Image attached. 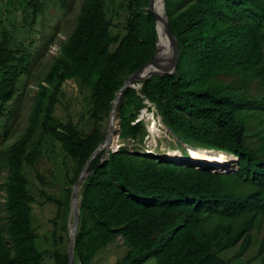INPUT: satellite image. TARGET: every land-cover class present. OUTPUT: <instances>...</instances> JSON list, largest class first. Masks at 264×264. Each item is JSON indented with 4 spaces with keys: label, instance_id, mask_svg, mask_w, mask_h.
<instances>
[{
    "label": "trees",
    "instance_id": "1",
    "mask_svg": "<svg viewBox=\"0 0 264 264\" xmlns=\"http://www.w3.org/2000/svg\"><path fill=\"white\" fill-rule=\"evenodd\" d=\"M150 4L83 1L74 29L38 84L25 132L0 152V264H69L59 226L64 220L63 231L69 233L73 187L106 139L101 125L117 94L155 57L158 33ZM23 5L31 40L18 41L0 28V127L11 120L12 103L30 76L51 10L67 12L69 0H24ZM166 14L180 50L177 70L153 76L140 92H125L119 138L144 143L148 133L138 117L155 108L185 157L223 152L238 161L234 167L199 169L127 147L109 151L105 161L101 152L79 194L74 264H93L118 239L129 251L117 264H231L221 255L238 247L235 259L243 258L255 231L263 229L264 0H166ZM74 81L90 93L88 110L79 116L93 120L91 133L72 116L56 114L63 86ZM58 146L74 170L70 175L68 169L64 198L49 197L59 209L55 245L42 251L33 225L30 174L45 183L38 165ZM257 258L264 264V236Z\"/></svg>",
    "mask_w": 264,
    "mask_h": 264
},
{
    "label": "rangeland",
    "instance_id": "2",
    "mask_svg": "<svg viewBox=\"0 0 264 264\" xmlns=\"http://www.w3.org/2000/svg\"><path fill=\"white\" fill-rule=\"evenodd\" d=\"M83 1L84 0H69L67 12L60 13L59 10H51V14L48 16L46 22L48 29L43 34L42 41L36 47V54L30 67V76L27 78L25 85L20 89L19 97L12 103L14 113L11 116V120L6 127L4 123L0 127V152L5 151L25 132L29 124V116L32 110L34 97L39 92L38 84L43 81L45 75L49 72L54 57L60 53L61 43L68 38L74 29L77 17L81 12ZM23 2L24 0H0V28H5L13 32L18 41H30L31 37L26 34L27 29L25 27ZM141 89L137 91L140 92ZM89 94V91L81 87L78 81L67 82L63 86L62 93L59 97L60 102L56 110V114L59 117L68 119L72 116L76 120V123H82L87 133H91L94 129L93 120L88 115L82 120L79 114L87 112V97ZM117 107L119 114L121 104L117 105ZM138 118L145 123L148 133L144 143L139 144L132 140L123 142L118 139V144H120L117 148L127 147L130 150L137 149L136 151L146 156L161 158L167 161H175L172 159V156L179 155L182 160L187 163L186 160L183 159V150L179 148L177 139H175L166 128L162 118L156 113L155 108L143 109ZM109 119L110 115L101 125L102 132L105 133L106 136L110 125ZM152 126L155 127L154 133L150 132ZM6 134L8 135L7 138L4 137ZM247 141H251L249 133ZM184 147L189 148L190 146L184 145ZM51 148L53 149L55 147ZM113 150L116 149L113 148ZM105 153L106 154L102 156V161L108 158V153L106 151ZM48 154V157L42 159L38 165L46 182L43 183L39 181L35 172H31L30 174L33 195L36 198L33 209V225L39 234L38 243L42 251L52 250L55 245L56 228L53 222L58 215L59 209L53 201L49 200V197L55 200L64 198L66 190L70 187L68 183L69 178L67 176L68 169H71L70 175L73 174L74 170L73 162L66 156L60 146L56 147L54 152L49 151ZM192 155L196 156L195 154ZM213 155L214 154H207L206 156ZM215 156L220 157V155ZM189 159H192V161H190L191 163L188 165L200 166L199 162L198 165H195L197 163V161H195V159H197L196 157H190ZM233 162L235 163L234 158L232 159V163ZM5 176L6 173L3 174V177ZM1 202H3V200ZM71 218L72 212L70 205V211L67 215L68 231L70 230L72 222ZM64 225L65 222L63 220L60 223L58 234L64 237L65 244L68 247V236L70 238V235L69 233H67V235L64 233ZM263 236L264 226L262 231H255L253 246L243 258L235 259L238 247L224 252L221 257L225 260H231V264H261L257 256ZM128 251L129 248L124 245L123 240L118 239L115 244L100 251L93 264H117L125 259ZM145 264H157V262L155 260H150Z\"/></svg>",
    "mask_w": 264,
    "mask_h": 264
},
{
    "label": "water",
    "instance_id": "3",
    "mask_svg": "<svg viewBox=\"0 0 264 264\" xmlns=\"http://www.w3.org/2000/svg\"><path fill=\"white\" fill-rule=\"evenodd\" d=\"M156 0H151L150 4V10L152 14L155 16L156 19V28L158 33V42H157V50L155 57L152 61H150L148 64H146L143 68L138 70L135 74L131 75L127 81L125 82L123 88L119 91L117 94L115 101L113 103V107L110 113V125L108 134L106 136L105 141L97 148V150L93 153L87 164L84 166L78 181L75 183L73 187L72 197H71V212H72V218H71V225L69 230L70 235V242H69V264H74L75 261V241L76 236L79 230L80 225V191L82 189V185L85 181V179L90 175L89 168L93 161L96 159V157L103 151H106L109 153V151L113 150L115 139L119 137V134L121 132L120 124L121 119L119 115L118 120V128L115 126L117 121V115H113V110L116 108L119 103L123 104V99L125 98V92L128 89H136V85H141L142 83L149 80L153 76H164V75H172L177 70L178 64H179V58H180V50L178 41L175 38V36L172 34L171 29L169 27V19L166 17L167 21L163 19L161 14L158 13L156 9ZM164 8L166 9V0L163 1ZM165 13V12H164ZM167 16V14H166ZM161 36L165 37L168 41L171 52H172V64L169 65L166 61H159L157 60V55L159 51V45L161 41Z\"/></svg>",
    "mask_w": 264,
    "mask_h": 264
},
{
    "label": "bare ground",
    "instance_id": "4",
    "mask_svg": "<svg viewBox=\"0 0 264 264\" xmlns=\"http://www.w3.org/2000/svg\"><path fill=\"white\" fill-rule=\"evenodd\" d=\"M163 1L164 0H156V9H157V11H158V13L159 14H161V16L163 17V19L165 20V21H167V19H166V9L164 8V5H163ZM165 12V13H164ZM157 60H159L160 62L161 61H166V62H168V64L169 65H171L172 64V52H171V47H170V45H169V43H168V41L166 40V38L165 37H163V36H161V41H160V45H159V51H158V55H157ZM139 87H140V89L142 88L141 87V85H137V86H135V88H136V90H138L139 89ZM120 104V103H119ZM118 107L116 106V108L113 110V115L114 116H116L117 115V117L119 118V114H118V109H117ZM118 118H117V121H116V124H115V126L118 128ZM110 120V119H109ZM150 132L151 133H154L155 132V127L154 126H152L151 128H150ZM120 144V143H119ZM118 144V137L115 139V143H114V149H116L117 150V146L119 145ZM115 150V151H116ZM106 154V153H105ZM176 154H178V153H176ZM169 155V154H168ZM182 156V155H181ZM214 156V155H213ZM196 157V156H195ZM197 159H200L201 157L200 156H198V157H196ZM172 159H174L175 161H180L181 162V160H182V158L179 156V155H173L172 156ZM197 159H195V160H197ZM192 160V159H191ZM206 162H208V160H205ZM219 164V161L217 160V165ZM226 165H228L227 163H226ZM81 198V197H80ZM81 200V199H80ZM79 202V205H80V201H78Z\"/></svg>",
    "mask_w": 264,
    "mask_h": 264
},
{
    "label": "clouds",
    "instance_id": "5",
    "mask_svg": "<svg viewBox=\"0 0 264 264\" xmlns=\"http://www.w3.org/2000/svg\"><path fill=\"white\" fill-rule=\"evenodd\" d=\"M118 139H120V138L118 137ZM119 148H117L116 151H118ZM111 151L116 152L115 150H111ZM209 154H214V153H211L210 152ZM215 155H220V157L215 156ZM183 157H184L183 159L186 160L187 163H185V161H183V160H181V162L180 161H171V162H174L176 164H181V165H188V164L191 163L190 161H192L189 158L190 157H195V156L191 154L188 157H185L184 154H183ZM196 157H198V155H196ZM200 157H201V159L195 160V161H197V163L195 165H198V162L200 163V166H198L199 169H202V166H205V165L206 166H211V167H214V168H217V169H222V168H227V167H234L235 166V163L238 161V159L235 158L233 155L226 154V153H223V152L222 153L214 154V156L200 155ZM233 158L235 160V163L234 162L232 163V159ZM205 160H208V162H206ZM217 160L219 161V164L218 165H217ZM226 163L228 165H226ZM221 172L223 173L225 171L222 170Z\"/></svg>",
    "mask_w": 264,
    "mask_h": 264
}]
</instances>
